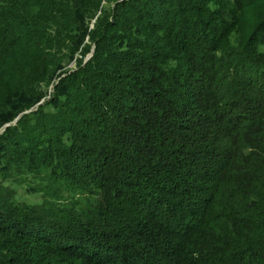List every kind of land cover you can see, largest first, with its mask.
I'll use <instances>...</instances> for the list:
<instances>
[{"label": "trees", "instance_id": "1", "mask_svg": "<svg viewBox=\"0 0 264 264\" xmlns=\"http://www.w3.org/2000/svg\"><path fill=\"white\" fill-rule=\"evenodd\" d=\"M102 1L0 0V264H264V0Z\"/></svg>", "mask_w": 264, "mask_h": 264}, {"label": "rangeland", "instance_id": "2", "mask_svg": "<svg viewBox=\"0 0 264 264\" xmlns=\"http://www.w3.org/2000/svg\"><path fill=\"white\" fill-rule=\"evenodd\" d=\"M114 2V0H103L102 3L105 5V6H110L112 5ZM94 19H92L93 21ZM92 25V24H91ZM92 51L88 52L86 56H88V54H90ZM85 56V57H86ZM74 60V59H73ZM71 61L69 63V66H74L75 65V61ZM52 89V86L50 84H48L45 88H44V91L47 95H49L48 93L51 91ZM45 110H53V105L52 103L51 104H48L44 107ZM15 119H13L12 121H14ZM3 128V127H1ZM0 128V130H1ZM2 131H0L1 133ZM0 181H3V182H6L8 183V181H5L2 177V173L0 172ZM33 182H37V179L35 178H31L29 183H20V184H16V183H12L9 181V183L12 184V186H14L16 188V199L19 200V201H27V202H39L41 201V196H40V193L35 191L31 185L33 184Z\"/></svg>", "mask_w": 264, "mask_h": 264}, {"label": "water", "instance_id": "3", "mask_svg": "<svg viewBox=\"0 0 264 264\" xmlns=\"http://www.w3.org/2000/svg\"><path fill=\"white\" fill-rule=\"evenodd\" d=\"M90 55H91V53L88 54V56H86V59H87ZM41 102H43V98H42L41 100H39V101L35 104V106H33V107H31V108H29V109H27V110H24V111H29V110L35 108L36 105H38V104L41 103ZM20 114H21V112L16 116L15 120L12 121L13 123H16V120H17V118L20 116ZM10 123H11V122H7V123L3 126V128H1L0 131H3V130L5 129V127H6L7 125H9Z\"/></svg>", "mask_w": 264, "mask_h": 264}]
</instances>
